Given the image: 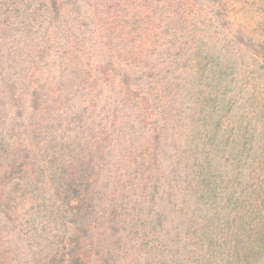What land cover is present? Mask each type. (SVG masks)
I'll list each match as a JSON object with an SVG mask.
<instances>
[{"label": "trees", "instance_id": "1", "mask_svg": "<svg viewBox=\"0 0 264 264\" xmlns=\"http://www.w3.org/2000/svg\"><path fill=\"white\" fill-rule=\"evenodd\" d=\"M0 264H264V0H0Z\"/></svg>", "mask_w": 264, "mask_h": 264}]
</instances>
